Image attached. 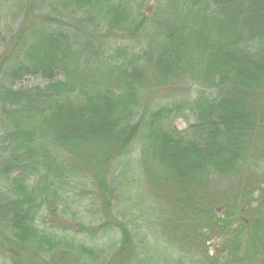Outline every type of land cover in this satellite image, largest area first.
I'll list each match as a JSON object with an SVG mask.
<instances>
[{
    "label": "trees",
    "instance_id": "16d2710c",
    "mask_svg": "<svg viewBox=\"0 0 264 264\" xmlns=\"http://www.w3.org/2000/svg\"><path fill=\"white\" fill-rule=\"evenodd\" d=\"M18 9L19 29L0 43L2 252L38 264L75 239L38 220L68 211L70 192L89 184L110 223L81 230L112 228L116 264L137 247L134 264H206L186 248L208 252L209 264H264V0H20ZM173 81L197 93L165 101ZM188 116L179 129L173 120ZM140 164L167 190L161 212H135L145 204ZM159 213L163 233L151 226ZM113 246L81 243L78 259L92 264Z\"/></svg>",
    "mask_w": 264,
    "mask_h": 264
},
{
    "label": "rangeland",
    "instance_id": "374dc122",
    "mask_svg": "<svg viewBox=\"0 0 264 264\" xmlns=\"http://www.w3.org/2000/svg\"><path fill=\"white\" fill-rule=\"evenodd\" d=\"M19 1L20 0H0V43L5 42V40L1 36H6V42L4 43V45L7 43L9 37L8 35L15 33L21 25V19L23 17L24 12L18 9ZM46 10L47 8H45V6L40 7V12H42L43 15L46 13ZM108 52H114V51L110 50ZM151 67H152L151 64H149L148 68L150 69L147 70L146 72L148 76L147 79L150 81L148 82V84L151 82L157 83L156 76L154 74H151ZM31 81H35V79H32ZM148 84L146 83L145 84L146 86H143V89H145V93L150 92L149 88L152 86V84L150 86H147ZM190 89L193 88L189 87L188 85H182L180 83H176V81H173L171 84L166 85L163 99L165 101L173 98L177 99L180 98V96H183V94H185L184 96H187L188 91ZM193 90H194V94H196L197 93L195 92L196 88H194ZM147 95L148 94H146V96ZM173 121L179 129L184 130V129H188L190 124L194 122V118L192 116L180 117L174 119ZM152 164L153 163H151V165ZM136 168L140 171V175L137 178V185L135 186L137 189L136 195L139 193L142 199L144 198L145 204L143 209H139V208L135 209V212L139 210V213H141L142 212L141 210L144 209L145 211H148L147 207H151V206L155 207L158 212H161V210L158 209V206H164V208L166 207L168 208L169 203L167 200H165L166 198L165 194L167 190L158 189L156 185H152L147 180L145 165L142 166V164H140V166H136ZM81 181H86L87 183L88 179L82 177ZM253 181H256V179L255 180L253 179ZM118 184L119 183L117 182V185ZM90 189H92V187L88 184L86 187H82L77 190H72L70 192L71 208L67 209L68 211H66L65 213H62L61 208L58 209V213L56 215L48 212L47 210L43 212V214L38 220V225L41 228H48V230L55 229L56 231H58L57 232L58 234L60 232H65L68 238L74 237L75 239L68 241L67 242L68 244H59L58 247L53 252L49 253L50 256H48V254H45L43 256L38 257L40 258L39 259L40 261H37L38 264H42L41 257H44V259H49L48 261H50V263L52 264L60 263V262L72 263L73 260H74L73 264H87V262L85 261L83 262L78 259L79 256L81 255L79 251H77L79 250L78 248L79 244L83 243V244H87V246H90V245H95L97 243L98 247H103L105 245L113 246L116 239L113 237L112 228L108 229L109 232L97 230V232H99L97 233V235L96 234L91 235L81 230V224L90 226L92 228H97V226L103 222L110 223V220H108L106 217H103L100 201L98 200L96 204H94L95 199L92 200L93 194L91 193ZM115 192L116 194L113 196L114 202H116V200L120 198V195L122 196V194H124V189L122 188ZM258 195H262L263 197L264 192H261V194L258 193ZM134 200L136 201L134 202V204H137V198H134ZM113 205H118L117 207L118 209L121 208L124 204L122 203L121 200L119 203H114ZM167 210L168 209H166V211ZM113 211L116 212V209H114ZM166 215L167 214H165V216ZM156 217H154V215L153 217H151L152 219L155 220V223L151 226L154 228V230L157 233L158 232L163 233L164 232L163 230H165V225H163L164 220L162 217V213H159V218L158 216ZM63 226L66 227L62 229ZM151 241L154 242L153 239ZM136 242L138 243V245H141L142 243V241L140 240L139 241L137 240ZM161 242L166 245L171 244V241L168 240L167 242H165L164 240H162ZM162 243L161 245H163ZM214 244H215L214 240L208 243V247L210 248V254L215 253ZM120 248H121L120 245L118 247L113 246L112 252H109L106 255L105 254L102 255L92 264H110V262H112V264H116L117 262L115 260H112L111 257L114 254L113 252H117ZM138 252H139V247H137V249L133 248L132 253L134 254V256H132V259H128L124 264H134L135 262L134 259L138 255ZM183 252L185 255H187L188 253H196L195 259L199 261L202 260L206 264H209L211 260L209 254H207L208 252L205 253L202 252L199 253V251L189 252V249L187 248ZM180 254L181 252H179V255ZM14 257L15 256H13L12 252L9 253V251H6L3 253L0 247V264H14L15 260L18 259L17 256L16 258ZM16 264H18V261H16ZM145 264H175V263L171 260L163 259L159 261L155 259L148 263L145 262Z\"/></svg>",
    "mask_w": 264,
    "mask_h": 264
}]
</instances>
